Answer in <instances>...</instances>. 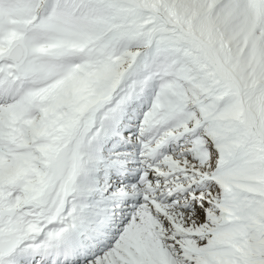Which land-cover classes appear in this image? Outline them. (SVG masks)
<instances>
[{"label":"snow or ice","instance_id":"1","mask_svg":"<svg viewBox=\"0 0 264 264\" xmlns=\"http://www.w3.org/2000/svg\"><path fill=\"white\" fill-rule=\"evenodd\" d=\"M0 264H264V0H0Z\"/></svg>","mask_w":264,"mask_h":264}]
</instances>
